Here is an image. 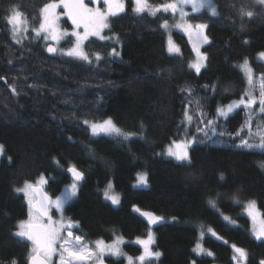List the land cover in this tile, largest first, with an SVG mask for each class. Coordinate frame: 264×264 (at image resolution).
<instances>
[{"label":"trees","instance_id":"obj_1","mask_svg":"<svg viewBox=\"0 0 264 264\" xmlns=\"http://www.w3.org/2000/svg\"><path fill=\"white\" fill-rule=\"evenodd\" d=\"M213 1L220 16L206 11L189 16L191 23L208 25L210 38L202 48L208 57L206 66L197 74L188 66L195 54L182 32L172 33L181 54L167 51V32L161 24L165 19L173 22L171 13L137 15L127 0L125 12L110 18V29L103 33L118 37L119 42L90 38L85 44L92 59L88 63L59 53L49 55L48 42L34 39V34L22 45L12 41L6 10L18 4L31 17L48 0H0V77L5 78L0 79V144L5 148L0 161V264L12 258L25 264L31 248L14 235L17 223L26 220L29 211L24 196L15 189L44 175L45 189L55 198L72 182L67 172L71 165L84 173L85 180L66 212L78 223L75 233L87 245L118 237L134 241L153 231L154 248L162 253L153 264H236L233 244L247 250V264L264 259V241L252 235L244 212L245 203L255 200L264 217V168L260 167L264 154L236 147L240 141L234 134L244 125L247 109L241 107L227 119L216 114L218 107L240 99L248 87L239 67L245 58L256 76L264 73V62L258 59L264 52V8L256 0ZM165 2L169 0H149L153 6ZM241 6L253 10L254 17L241 20ZM61 22L71 30L67 18ZM113 47L119 56L110 55ZM94 53L102 59L96 61ZM214 84L215 91L203 87ZM188 87L191 97L180 91ZM196 100L205 113L202 119L216 120V132L224 135H212L208 128L212 137L206 138L197 132L203 124L195 117L190 125L184 120L186 109L196 110ZM108 118L133 135L127 140L95 137L83 123ZM185 133L197 138L190 149V165L160 155ZM140 174H146L147 185H137ZM110 182L121 197L117 207L103 197L102 190ZM236 192L239 203L233 199ZM134 206L155 213L166 224L149 229L132 213ZM208 227L222 241L208 236ZM202 232L203 245L212 257L194 252ZM123 251L133 257L142 254V248L131 243L124 244ZM106 260L125 264V259Z\"/></svg>","mask_w":264,"mask_h":264},{"label":"snow or ice","instance_id":"obj_2","mask_svg":"<svg viewBox=\"0 0 264 264\" xmlns=\"http://www.w3.org/2000/svg\"><path fill=\"white\" fill-rule=\"evenodd\" d=\"M133 3V11L137 15H141L147 12L151 16H157L158 13H171L173 19L179 15V22L171 25V27L179 28L184 31L190 40H192V47L196 55V59L189 63V68L194 69L197 74L201 69L206 66L208 59L207 55L200 51V47L210 43V38L206 33L208 25L206 23L191 24L186 22L188 13L185 11L186 5H191L193 12H199L201 9L207 7L210 9L212 17H218L221 13L218 11L217 6L213 3V0H169L156 6L149 3V0H131ZM89 4H94V7H90ZM256 4L261 8H264V0H256ZM21 5L14 4L7 9V14L4 17L6 26L8 27L11 39L16 44H23V41L28 38L30 34H34L33 38L36 40H44L45 42L51 41L56 45H59L62 40H65L70 47L57 48L53 46V43H46V51L48 53L55 54L59 51L61 56L86 61L92 63L90 54L85 51V41H88L89 37H98L100 40L115 39L119 42L118 37H109L104 35L105 29H110V18L118 16V14L125 12L126 5L125 0H48L39 9L37 14L29 17L21 10ZM63 9V11H58ZM238 14L243 20L247 17L249 20L256 14L253 10H248L241 6L238 10ZM65 15L70 19L73 26V30L69 32L66 29L60 28L61 16ZM161 27L168 29L170 27L168 20L165 19L161 24ZM83 29L81 32L80 29ZM243 29V25H241ZM74 38V40L72 39ZM247 43V41H245ZM167 51L170 55H180L181 49L171 37L168 41ZM96 61L102 59L99 53L92 54ZM112 56H119L120 53L115 47L112 48L110 53ZM260 58H264V52L259 53ZM11 63V61H9ZM240 69L245 73L248 87L243 95L238 100H234L226 106L218 107L216 114L220 118L227 119L231 113L236 109L243 106L248 110L244 125L234 134L236 137H240V143L236 147L258 150L264 154V119L259 117L264 116V73L259 78H254L253 69L247 58L243 63L239 65ZM156 75H160V71H157ZM0 79H5L0 77ZM32 87V86H29ZM203 87L209 88L213 91L216 90L217 85H204ZM14 95H17V89L11 88ZM181 92H187L191 97L192 90L190 87L180 89ZM258 91V95L256 94ZM191 103V101H190ZM196 110L189 112L185 110L184 120L189 124L193 122L194 117L198 124H205L204 128L197 127L198 133H203L206 138L209 137V132L205 131V128L211 130L212 135H224L225 133L216 132L218 122L216 120H203L205 113L203 112L199 100L195 101ZM258 105V107H256ZM255 121V130H253V122ZM91 129L92 135H99L101 133L111 135L115 137H122L123 139H129L133 133H125L118 127L111 118L105 119L102 122H90L88 120L83 121ZM247 131L248 139L241 136V133ZM233 135V134H229ZM252 138H258L257 143L249 142ZM197 142V138L194 136L192 139L173 141L167 148L166 155L174 157L179 162H187L189 165L192 163L189 147ZM4 145L0 144V157L4 155ZM11 162V157H8ZM59 164V161H56ZM260 167L264 168V162L260 163ZM67 172L72 175L73 182L65 188L60 196L52 199L43 192L42 186L47 183V179L44 175H41L36 182L25 181L23 187L15 189L16 192H22L28 200V219L21 220L16 225V231L14 235L20 237L25 241L31 242V248L26 259L25 264H52V259L58 254L59 264H92L97 261L98 264H103L102 257L107 253L112 256H126L123 253L120 245L123 243L122 238H117L113 243L106 244L104 240L99 239L94 242L95 251L92 247H89L84 243V239L81 235H76L72 229L78 227V224L72 221L70 218L65 219L63 217V211L65 206L68 205L73 198L76 197L80 181L83 180L84 174L75 165H71L67 168ZM223 178V175H221ZM138 183L147 184L146 174L140 175ZM113 185L109 183L104 190V197L110 200L112 204H119L120 197L117 194H112L111 190ZM239 192L233 194V199L236 202L239 201ZM210 204L215 207V202L210 201ZM54 207L61 213V219L59 221L53 220L50 214V209ZM246 211L249 216L252 217L254 225L256 224V201L249 200L245 205ZM137 212L139 208L135 209ZM142 215L148 219L150 225H156L162 219L155 216L151 212H143ZM225 219H229L225 217ZM234 223V221H233ZM213 236L216 233L212 229H208ZM203 235V232H202ZM254 235L257 240L264 239V219L259 221V227H254ZM137 244L143 246V253L136 258L139 264H147L153 258L159 260L162 253L160 251H153L152 245L155 243L154 235L149 231L146 239L137 238L135 241ZM232 248L236 255L233 256V260L236 264H247L248 252L246 249L232 245ZM194 251L197 254H207L212 256L211 251H207L203 248L202 244H197ZM127 260L129 264H133V258L128 256ZM6 264H19L16 258H12ZM193 264L195 262L193 261ZM259 264H264V259L259 261Z\"/></svg>","mask_w":264,"mask_h":264},{"label":"rangeland","instance_id":"obj_3","mask_svg":"<svg viewBox=\"0 0 264 264\" xmlns=\"http://www.w3.org/2000/svg\"><path fill=\"white\" fill-rule=\"evenodd\" d=\"M85 2L86 3H88V0H85ZM127 0H125V5H126V8H127ZM213 3H214V1H213ZM89 6L90 7H94L95 5L94 4H89ZM133 7H134V5H133ZM58 11H63V9H58ZM185 11L188 13V16L186 17V22L187 23H191L190 22V19H189V16L190 15H193V14H198V13H200V12H203V11H206V12H208V13H210V9H208L207 7H205L204 9H201L199 12H193L192 11V7H191V5L189 4V5H186L185 6ZM158 14H161V13H158ZM157 14V15H158ZM211 14V13H210ZM63 18H67L68 19V17L67 16H65V15H62L61 16V19H60V22H59V24H60V28L61 29H65L64 28V26L62 25V19ZM68 21H69V23H70V25L72 26V24H71V21H70V19H68ZM179 22V15H177L176 16V18H175V20L173 19V22H168L169 23V25H170V27L168 28V29H165L166 30V32H167V48H168V41H169V38L171 37V40L172 41H174V38H173V36H172V33H173V31L174 30H178V31H180V32H182L187 38H188V40H189V42H190V44H191V47H192V40H190L189 39V37H188V35L184 32V31H182L181 29H179V28H175V27H171V25H173V24H175V23H178ZM198 23H202V22H198ZM191 24H193L194 25V23H191ZM197 24V23H196ZM73 30V26L71 27V30L69 31V32H71ZM80 31L82 32L83 31V29L81 28L80 29ZM90 38H93V37H89V39ZM98 38V37H97ZM73 40H74V38H72ZM88 39V40H89ZM86 42L87 41H85V44H86ZM175 42V41H174ZM48 43H53V45L55 46V47H57L58 49L59 48H67V45H66V41L65 40H62L61 41V43L59 44V45H56L54 42H51V41H48ZM176 44V43H175ZM177 45V44H176ZM203 46L204 45H202L201 47H200V51L201 52H203V50H202V48H203ZM70 47V46H69ZM192 49H193V47H192ZM194 51V50H193ZM57 53H59V51L57 52ZM194 54H195V52H194ZM195 59H196V55H195ZM258 59L259 60H261V61H263L264 62V58H260L259 57V54H258ZM203 69V68H202ZM202 69H201V71H202ZM192 70H194V69H192ZM195 71V70H194ZM200 71V72H201ZM260 76V75H259ZM259 76H256L255 74H254V78H259ZM257 95H258V91H257V93H256ZM231 103V102H230ZM228 105V104H227ZM226 106V105H225ZM241 107H243V106H241ZM256 107H258V105L256 106ZM237 110V109H236ZM235 110V111H236ZM247 113H248V110H247ZM232 114V113H231ZM230 114V115H231ZM229 115V116H230ZM259 119H264V116H261V117H259ZM190 125V124H189ZM205 127V124H203V126H202V128H204ZM208 130V128H205V131H207ZM253 130H255V121L253 122ZM90 131H91V129H90ZM92 133V132H91ZM98 136H108V137H114V136H111V135H106V134H103V133H101V134H99V135H95V137H98ZM195 135H193V134H184V136H183V138L182 139H180V140H177V141H181V140H185V139H188V140H190V139H192V137H194ZM211 137H212V135H210ZM209 136V137H210ZM241 136H243L245 139H248V136H247V131L245 130L244 132H242L241 133ZM239 141H240V137H239ZM249 142H251V143H257L258 142V138H252ZM240 143V142H239ZM195 145V143H193L190 147H189V149H188V151H189V153H190V149L193 147ZM169 146V145H168ZM168 146L163 150V151H161V153H160V155H163L164 157H166V158H171V159H173V160H175V158L174 157H170V156H167L166 155V152H167V148H168ZM258 151V150H257ZM1 159H2V157H0V161H1ZM175 161H177V160H175ZM177 162H179V161H177ZM140 175H142V174H140ZM139 175V176H140ZM144 175V174H143ZM73 182V181H72ZM72 182H70V183H68V184H66L65 186H64V188L62 189V191H61V193H59L57 196H60L61 194H62V192L65 190V188L67 187V186H69ZM112 185H113V183L112 182H110ZM47 184V183H46ZM46 184L45 185H43L42 187L43 188H45V186H46ZM109 184V183H108ZM107 184V185H108ZM148 184V183H147ZM146 184V185H147ZM107 185L105 186V188L102 190L103 191V193H104V190L106 189V187H107ZM137 185H140L138 182H137ZM80 184H79V187H78V192H79V190H80ZM78 192H77V194H78ZM19 194H22L23 196H24V198H25V200H26V203H27V205H28V200H27V197L24 195V193H22V192H18ZM111 193L112 194H117V195H119V193H117L115 190H114V187L112 188V190H111ZM56 196V197H57ZM55 197V198H56ZM76 197H77V195H76ZM76 197L75 198H73V200L69 203V204H71L75 199H76ZM103 197H104V195H103ZM119 197H120V195H119ZM55 198H53V199H55ZM104 199L106 200V201H108L109 203H111L112 204V202L110 201V200H107L105 197H104ZM120 201H121V197H120ZM68 204V205H69ZM247 203H245V205H246ZM68 205H66L65 206V209H64V211H63V217L67 220V219H69L70 217L67 215V212H66V209H67V207H68ZM113 206H115V207H117V206H119L120 205V203L119 204H112ZM244 212H245V214L247 215V217L250 219V222H251V229H250V231H251V233H252V235L255 237V235H254V227H259V221L261 220V219H264V217L262 216V213H261V211L259 210V208H258V206H257V203H256V224L254 225V223H253V219H252V217L251 216H249L248 215V213H247V211H246V208H244ZM51 215H52V218H53V220H56V221H59L60 219H61V213L60 212H58L54 207H52L51 208ZM222 217H223V219L225 220V221H227V222H229V223H231L232 225H235V226H237V223L230 217V216H227V215H221ZM225 217H228L229 219H225ZM28 219V218H27ZM71 219V218H70ZM72 220V219H71ZM72 221H74V220H72ZM233 221H234V223H233ZM75 222V221H74ZM77 223V222H76ZM78 224V223H77ZM77 227H74L73 229H72V231L75 233V229H76ZM208 229H212L215 233H216V235L215 236H213L212 234H211V232H209L208 231ZM152 233H153V235H154V238H155V240H156V237H155V233L152 231ZM76 234V233H75ZM206 234L208 235V236H211V237H214V238H216V239H218V240H220V241H222V238H221V236L213 229V228H211V227H208L207 229H206ZM77 235V234H76ZM205 237V232H203V235H202V233H201V235H200V237H199V240H198V242L196 243V245L199 243V244H202V246H203V248L204 249H206L205 247H204V245H203V238ZM118 238H122V237H118ZM147 238V236L146 237H140V239H146ZM22 239V238H21ZM117 239V238H116ZM115 239V240H116ZM103 240V239H102ZM114 240V241H115ZM122 240H123V243L120 245V247H121V249H122V251H123V245L124 244H126V243H131V244H135V245H137V246H140L141 248H142V253H143V246L142 245H140V244H137L135 241L137 240V239H135L134 241H127V240H125L124 238H122ZM105 241V240H104ZM258 241H264V239H262V240H258ZM28 242V241H27ZM95 242V241H94ZM94 242H93V245H88L89 247H92L93 248V250L95 251V247H94ZM30 243V245H31V242H29ZM85 243V242H84ZM105 243L106 244H111V243H113V241H111V242H107V241H105ZM86 244V243H85ZM87 245V244H86ZM196 245L194 246V249L196 248ZM154 246H155V243L152 245V249H153V251H157L155 248H154ZM207 250V249H206ZM208 251V250H207ZM195 252V254L199 257V256H207V257H212V256H208L207 254H197V252L196 251H194ZM123 253H124V251H123ZM126 254V253H125ZM128 256H130V255H127L126 254V256H119V257H117V256H112V255H109V254H105L103 257H102V259H103V264H110V263H108L107 262V260H106V258H108V257H111V258H114V259H116V260H118V259H125V264H129V262H128V260H127V257ZM130 257H132L133 258V264H139V262L136 260V258L137 257H133V256H130ZM160 259V258H159ZM155 259L153 258L150 262H147V264H153L152 262L154 261ZM52 264H59V256H58V254L56 255V256H54L53 257V259H52ZM92 264H98V262L97 261H94V262H92Z\"/></svg>","mask_w":264,"mask_h":264},{"label":"water","instance_id":"obj_4","mask_svg":"<svg viewBox=\"0 0 264 264\" xmlns=\"http://www.w3.org/2000/svg\"><path fill=\"white\" fill-rule=\"evenodd\" d=\"M54 46V45H53ZM48 53V52H47ZM49 55H55V54H52V53H48ZM69 174V176H70V178H71V180L73 181V178H72V175L70 174V173H68ZM84 174V173H83ZM84 180H85V175H84V178H83V180L82 181H80V183L79 184H81V183H83L84 182ZM43 188V187H42ZM43 192H45V193H47V195L49 196V197H51L52 199H53V197L46 191V189L45 188H43ZM136 208H139V207H137V206H134L133 208H132V213L134 214V215H136L138 218H140L148 227H149V229H151V230H156V229H158V228H160V227H162V226H164L165 224H166V221L162 218L161 220H160V222L159 223H157L156 225H150L149 224V222H148V219L146 218V217H144L143 215H142V213L143 212H151V211H143V210H141L140 208V211L139 212H137L135 209ZM151 213H153V212H151ZM50 214H51V209H50ZM155 216H157L155 213H153ZM159 217V216H158Z\"/></svg>","mask_w":264,"mask_h":264}]
</instances>
